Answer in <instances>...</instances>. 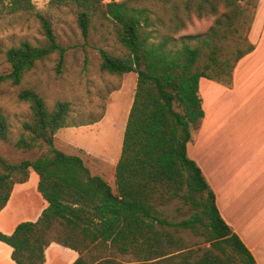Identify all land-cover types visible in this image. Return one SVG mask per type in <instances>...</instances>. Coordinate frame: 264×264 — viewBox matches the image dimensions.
<instances>
[{"label":"trees","instance_id":"obj_1","mask_svg":"<svg viewBox=\"0 0 264 264\" xmlns=\"http://www.w3.org/2000/svg\"><path fill=\"white\" fill-rule=\"evenodd\" d=\"M80 8L77 25L84 39L98 18L115 22L120 53L99 50V69L121 76L135 72L136 85L114 168L115 190L91 174L82 158L55 146L59 129L91 124L76 121L69 101L51 107L32 87L17 98L30 116L16 139L0 111V145L40 151L11 160L0 151V211L16 184L37 176L47 205L34 221L19 222L0 241L17 264H43L45 249L57 243L74 250L71 264H256L240 238L221 217L215 195L187 154L191 129L203 118L199 80L228 85L237 62L254 49L248 33L259 0H71ZM31 14L43 41L22 40L3 49L9 65L0 85L19 86L38 62L67 48L50 18L32 0H0V16ZM214 17L204 31L184 32L193 17ZM184 33H181V32ZM175 200L191 209L172 220L161 208Z\"/></svg>","mask_w":264,"mask_h":264},{"label":"rangeland","instance_id":"obj_2","mask_svg":"<svg viewBox=\"0 0 264 264\" xmlns=\"http://www.w3.org/2000/svg\"><path fill=\"white\" fill-rule=\"evenodd\" d=\"M32 2L35 9L50 18L59 42L67 50L64 61L59 67L57 56L50 55L38 62L25 75L21 85L14 86L9 83L0 85V111L7 116L11 125V138L16 139L19 136L22 123L30 116L28 103L21 102L17 98V92L21 87L35 88L49 107L57 100L69 101L75 111L72 114L76 121H96L83 126L59 129L55 135V146L65 153L79 155L91 174L102 176L115 190L114 168L120 155L124 126L137 77L135 72L117 76L99 69L100 49L116 53L121 51L116 40L115 22L103 18L96 19L94 22L96 24L84 39L77 25V12L80 8L76 3L71 0H32ZM195 20H200V23H194ZM213 21L212 16L193 17L189 22L193 24L184 32L204 31ZM22 40L30 43L43 41L36 18L31 14L1 15L0 46L6 49ZM8 70L9 65L1 55L0 73H6ZM210 84L219 85L204 78L199 81V95L205 107L208 100L210 104L213 100L211 98L213 92L208 87ZM198 127L191 129L192 140L187 146V151L188 155L199 161L203 168L204 162L209 161L204 155L203 131ZM236 135L237 132L229 135L230 151L229 155L224 156V164L214 161L209 167L216 179L227 182L224 185L226 193L223 206L231 211L234 217L238 212L241 216V224L245 220V225H252L259 220L257 223L264 233V219L259 217L264 215V203L254 207L252 199L256 197L258 202L263 200L260 199V191L264 188V140L254 143L248 138L236 139ZM0 151L11 160L32 158L41 153L17 151L7 144H1ZM206 174L208 176V173ZM29 176L28 182L17 186L11 197L10 207H14L15 219L20 218L23 221L33 220L31 209L37 205L34 196L37 174L31 172ZM255 185L256 191L252 194ZM161 212L169 219L179 220L189 216L191 209L180 200H175L162 207ZM59 253L60 255L51 259L50 264L66 262L65 253L62 250Z\"/></svg>","mask_w":264,"mask_h":264},{"label":"crops","instance_id":"obj_3","mask_svg":"<svg viewBox=\"0 0 264 264\" xmlns=\"http://www.w3.org/2000/svg\"><path fill=\"white\" fill-rule=\"evenodd\" d=\"M194 23H200V20H195ZM248 38L254 44V49L237 62L232 73L231 83L228 85L217 82L215 83L219 85L210 84L208 87L213 92L211 96L213 100L210 98L211 104L208 100L207 107H205L202 100L204 115L199 122L198 129L203 131L204 155L209 162L205 161L202 168L199 161L188 156L196 162L213 191L215 204L223 220L250 251L255 263L264 264V233L262 232V227L257 223L259 220H256V223L253 222L252 225H245V220L241 224L240 214L237 212L234 217L232 212H229L223 206L226 193L224 185L227 182L216 179L209 167L210 163L214 161L224 164V156L229 155L230 142H228V139L232 132H237L235 138L239 140L248 138L253 140L254 143L261 139L264 140V0H259L257 4ZM209 81L214 82L212 80ZM203 170L207 171L208 176ZM31 172L34 171L31 170ZM27 182L14 186L6 206L0 211V231L11 233L15 226L20 221H23L20 218L15 219L14 207L11 208L10 206H12L11 197L15 192L14 190H16L17 186L25 185ZM36 186L37 182L34 193L37 205L31 209V217H33L31 221L36 220L47 205L37 191ZM255 191L256 185L253 186L252 194ZM260 194V199H263L260 202L257 201L256 197L252 198L254 207L264 203V188L261 189ZM259 217L264 219V215H259ZM61 250L67 257L66 262L61 264H71L77 257V253L74 250L65 248L57 243H51L45 249V262L43 264H50L53 257L60 255L59 251ZM11 252L12 248L0 241V264H17L12 260Z\"/></svg>","mask_w":264,"mask_h":264}]
</instances>
